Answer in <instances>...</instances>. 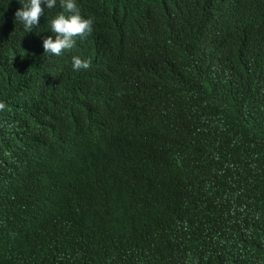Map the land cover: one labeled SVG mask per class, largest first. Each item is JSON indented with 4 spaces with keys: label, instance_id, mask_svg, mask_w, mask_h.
Returning a JSON list of instances; mask_svg holds the SVG:
<instances>
[{
    "label": "trees",
    "instance_id": "1",
    "mask_svg": "<svg viewBox=\"0 0 264 264\" xmlns=\"http://www.w3.org/2000/svg\"><path fill=\"white\" fill-rule=\"evenodd\" d=\"M76 3L97 31L112 20L135 22L143 46L174 66L175 77L157 86L167 123L155 138L133 122L120 145L97 139L101 117L60 131L58 159L33 177L49 245L38 236L1 242L0 264L60 255L109 264L123 237L155 245L163 264H264V0ZM8 6L0 0V19ZM54 9L63 11L59 0ZM191 126L206 136L187 135ZM62 139L75 150H58ZM151 152L163 153L164 179L145 173Z\"/></svg>",
    "mask_w": 264,
    "mask_h": 264
},
{
    "label": "clouds",
    "instance_id": "2",
    "mask_svg": "<svg viewBox=\"0 0 264 264\" xmlns=\"http://www.w3.org/2000/svg\"><path fill=\"white\" fill-rule=\"evenodd\" d=\"M56 5L57 0H11V6L2 8L0 243L38 236L40 246L48 247L33 177L36 169L58 159L54 139L64 128H83L101 117L97 139L120 145L133 122L148 126L155 138L167 123L158 117L157 86L174 78L175 68L152 45L143 46L147 37L141 28L117 19L97 31L94 18L76 0H59L62 12ZM12 12L13 20L5 21ZM86 83L92 86L84 88ZM44 123L49 129L41 134ZM188 130L187 135L207 133L193 126ZM57 149L75 150L65 146V139ZM162 154H148L153 171L145 173L154 180V175L165 178ZM112 251L109 264H163L157 247L143 239L123 237ZM35 260L28 256L25 263L81 264L65 255Z\"/></svg>",
    "mask_w": 264,
    "mask_h": 264
}]
</instances>
